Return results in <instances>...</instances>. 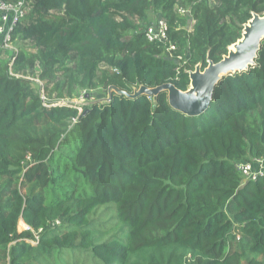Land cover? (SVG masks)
Listing matches in <instances>:
<instances>
[{"label":"trees","instance_id":"trees-1","mask_svg":"<svg viewBox=\"0 0 264 264\" xmlns=\"http://www.w3.org/2000/svg\"><path fill=\"white\" fill-rule=\"evenodd\" d=\"M149 10L164 41L143 32ZM255 13L264 0H30L11 39L26 44L0 48V259L264 264V176L234 165L264 156V38L199 115L165 91L73 102L109 86L185 91Z\"/></svg>","mask_w":264,"mask_h":264},{"label":"water","instance_id":"water-1","mask_svg":"<svg viewBox=\"0 0 264 264\" xmlns=\"http://www.w3.org/2000/svg\"><path fill=\"white\" fill-rule=\"evenodd\" d=\"M263 38L264 13L261 15L255 13L244 24L241 38L228 47L226 55L218 62L209 61L203 69L200 65H196L194 71L189 72L190 84L187 90L182 91L172 83H164L155 87L140 85L132 93L120 90L116 86H109L107 101L110 99L111 90L128 98L145 94L154 99L159 92L165 91L168 103L172 108L187 116L199 115L207 108L212 99L214 87L223 76L245 71L254 64ZM92 95L98 99L104 97V94L96 92Z\"/></svg>","mask_w":264,"mask_h":264},{"label":"built area","instance_id":"built-area-1","mask_svg":"<svg viewBox=\"0 0 264 264\" xmlns=\"http://www.w3.org/2000/svg\"><path fill=\"white\" fill-rule=\"evenodd\" d=\"M30 0H0V48H12V33L19 22L25 17ZM185 12L184 9H179ZM149 41H164L167 35V22L162 17L148 22L143 30ZM30 160V157L27 156ZM243 181H255L264 176V156L249 161H238L235 164ZM24 228L27 226L24 224ZM37 238V235L35 236ZM34 242V241H32Z\"/></svg>","mask_w":264,"mask_h":264},{"label":"rangeland","instance_id":"rangeland-1","mask_svg":"<svg viewBox=\"0 0 264 264\" xmlns=\"http://www.w3.org/2000/svg\"><path fill=\"white\" fill-rule=\"evenodd\" d=\"M157 17H159V13L157 11L149 10L148 11V21L145 24L155 20ZM26 42L27 41L24 42V41L16 40L12 43L11 47H12V49L14 48V50H16V48L18 46H20L22 44H26ZM42 85H43L42 82L35 79V87L36 88H39V87L41 88ZM108 90H109L108 88L104 89V88L99 87L98 89H95V90L83 91L78 99H73V102L76 105H88V104H91L92 102H95V100H98L99 103L105 102L108 100ZM94 92H96L98 94H104V97L99 98V99L94 98V96L92 95ZM79 109H81V108L79 107ZM21 191L26 192L27 188H21ZM18 228L24 229V224H23L22 220L19 221ZM67 259L71 260L69 255L65 256V260L62 258H58L57 263L58 264H70V262H68ZM0 264H6V262H4L3 260L0 259Z\"/></svg>","mask_w":264,"mask_h":264}]
</instances>
